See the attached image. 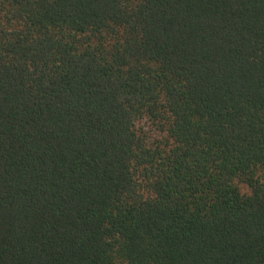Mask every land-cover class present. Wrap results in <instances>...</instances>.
Wrapping results in <instances>:
<instances>
[{
	"label": "trees",
	"instance_id": "obj_1",
	"mask_svg": "<svg viewBox=\"0 0 264 264\" xmlns=\"http://www.w3.org/2000/svg\"><path fill=\"white\" fill-rule=\"evenodd\" d=\"M0 264H264V0H0Z\"/></svg>",
	"mask_w": 264,
	"mask_h": 264
},
{
	"label": "rangeland",
	"instance_id": "obj_2",
	"mask_svg": "<svg viewBox=\"0 0 264 264\" xmlns=\"http://www.w3.org/2000/svg\"><path fill=\"white\" fill-rule=\"evenodd\" d=\"M139 126L144 129L147 136L149 137L150 142L155 141L161 137V134L156 129H154L149 122L142 121L141 123H139Z\"/></svg>",
	"mask_w": 264,
	"mask_h": 264
}]
</instances>
